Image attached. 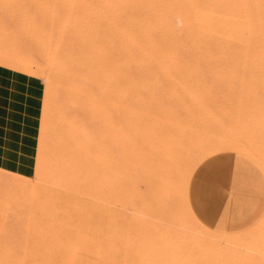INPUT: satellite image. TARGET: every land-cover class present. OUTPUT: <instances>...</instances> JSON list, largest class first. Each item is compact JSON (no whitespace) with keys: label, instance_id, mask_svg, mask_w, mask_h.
<instances>
[{"label":"rangeland","instance_id":"1","mask_svg":"<svg viewBox=\"0 0 264 264\" xmlns=\"http://www.w3.org/2000/svg\"><path fill=\"white\" fill-rule=\"evenodd\" d=\"M263 1L0 0V65L39 77L44 86L43 110L46 109L41 117L40 160L32 174L23 177L0 172V264H175L182 257L226 264L232 257L226 243L195 246L183 239L184 228L199 238L207 232L186 210L187 166L178 171L168 212H164L149 190L157 162L146 158L138 192L142 204L135 212L142 219L136 216L140 221L136 220V214L126 210L116 171L106 172L107 176L93 171L104 158L93 152L100 126L97 119L93 123L86 116L83 102L92 96L102 98V76L112 71L115 83L123 82L128 92V99L117 98V92L113 96L124 110L118 138L123 140L126 131H133L139 121L148 117L169 119L179 113L190 122L185 144L208 148L188 164L193 172L190 186L201 164L224 154L243 156L264 173L256 161L243 154L227 151L211 155L209 150L212 145L235 140L264 148V98H150L157 90V95L163 96L162 90L176 83L186 70L192 77L186 76L184 81L192 82L197 76L209 82L213 92H217L210 76L214 71L235 84L253 74L262 78L258 70L264 66ZM246 21L258 31V47L251 44L254 36L246 34ZM256 59L258 67L253 63ZM164 69L171 75L165 76ZM152 74L157 76L156 81L151 79ZM130 83L135 85L131 91L127 90ZM133 90L142 98H131ZM262 223L264 226V212L246 230L224 233L239 236L255 232L251 247L257 248L264 237Z\"/></svg>","mask_w":264,"mask_h":264},{"label":"bare ground","instance_id":"2","mask_svg":"<svg viewBox=\"0 0 264 264\" xmlns=\"http://www.w3.org/2000/svg\"><path fill=\"white\" fill-rule=\"evenodd\" d=\"M245 2H246V0H245ZM253 2H255V1H253ZM259 4H261V3H259ZM251 7H253V6H251ZM237 9H239V8H237ZM235 18H237V17H235ZM227 21L229 22V20H227ZM232 22H233V20H232ZM230 25L232 26L233 24H230ZM236 25H237V23H236ZM253 27L254 26H252V24L250 22H248V21L244 22V28H245L246 34H248L250 36H254V38L252 39V43L251 44L253 45V47H258L259 42H260L259 41V36H258V31H256L255 29H253ZM226 29H228V28H226ZM222 30H224V29H222ZM236 32H234V34ZM234 34H233V36H234ZM254 34H256V35H254ZM246 37H248V36L246 35ZM212 40H213V38H212ZM222 40L224 41V39H222ZM215 41H216V39H215ZM237 41H239V40H237ZM262 41H264V40H262ZM226 42H228V41H226ZM226 50H228V49H226ZM224 51H225V49H224ZM0 56H1V54H0ZM224 57H225V55H224ZM151 58H153V57H151ZM5 59H4V61H5ZM10 60H12V58ZM202 60H203V58H202ZM7 61H8V59H7ZM14 61H16V60H14ZM18 61L21 63L22 60H18ZM10 63H11V61H10ZM17 63L14 62L15 65ZM253 63L257 67H258V65H260V64L257 65V59ZM1 64H2V62H1ZM6 64H8V63H6ZM19 64L17 66H15V68L16 67H19ZM22 64H23V62H22ZM226 65H228V64H226ZM25 66H27V65L25 64ZM244 67L245 66L243 65V68ZM22 68L23 67H21V69ZM147 68H149V67H147ZM225 68H227V67H225ZM229 68H230V66H229ZM181 69L183 70V68H181ZM18 70H20V68ZM152 70L153 69H151L150 71H152ZM219 71H220V69H219ZM258 71L262 73V75H261L262 78L259 79L258 76H255L253 74V75H250L249 77H246V76L243 77L242 79L239 80V82H236V84L235 83H232L231 81H229L220 72L214 71L210 76H211V79L213 80V82H215V84H216L215 86H216L217 92H213L212 91V86L209 84V82H207L205 80L204 81L203 80H200V78L198 79L197 76H195L193 78V81L192 82L184 81V77H186V76L192 77V73L190 72V70H186V71H183V75L179 74L180 79H178V81H176V83H174L172 86L168 87V89H163L162 90L163 91V96H158L157 95L158 94V90H157V93H151L150 98H161V99L162 98H264V66L261 65ZM26 72H27V70H26ZM120 73L123 74L122 71ZM162 73L165 76H168L170 74V72L167 69H164L162 71ZM200 73H201V71H200ZM94 75H96V72L94 73ZM42 76H44V75H42ZM102 77L105 79V81H103V83L100 84V86H102V95H103L102 98L101 99H95L97 97H95V96H92L91 97L90 96L91 98H88V99H86L83 102V108L85 110L84 112H85L86 116L92 122L95 119H97L98 121H96V122L97 123L99 122V126H100V128L98 127L99 128V130H98V136H99V138H97V140L94 142L95 151H93V152H95V154H96L95 156H97V154H98V155H102L104 158L102 159L103 161L101 162V165L99 167H94L93 168V171L94 172H98V170H99V171L103 172L104 175H106V172H110L112 170L113 171L114 170L116 171V174H118L120 176V181H121L120 182V184H121L120 185V194H121V196L123 198L122 201H123V204H124L126 210H129V211L135 213V212L138 211V209L140 208V206L142 204L141 198H140V196H138V192L140 193V187H141L140 184L142 185V183H143L141 181V173H142V165H143L144 160L146 158H148V157L155 158V162H157V169H156V173H155L154 180L152 182V188L151 189L149 188V190H152V197L151 198H153V200H154L155 204L157 205V207L160 210L164 211V212H168V208L170 206V200H171V198L173 196V193H174V180H175V177H176L178 171L183 166H187L186 167L187 168V172H186V175H187V178H186L187 179V188H186V193H185V204H186L185 206H186V210L189 213V215L191 216V218H193L200 226H204L207 229V232H205L204 235H201L200 234L203 237L199 238V237H197L195 235L196 233L193 234L192 233L193 231L191 232L188 228H184V230L182 229L183 230L182 236H184L183 239L186 238L188 240V242H190L191 245H195V246H207V245L208 246H221V244L223 242L226 243V245L229 246V248H231L230 250H232V255H231L232 257H231L230 260H228V261L225 262L226 264H264V237H263V239L259 240L258 247L257 248L256 247L255 248H252L251 247V245H252L251 243L255 240L254 239V236H256V233L255 232H250L248 234L239 235V236H235L233 233H224V232L221 233V232H217V231H214V230L208 228L205 224H203L197 218V216L195 215V213L193 212V210L191 208V205H190V202H189V187H190V180H191V176H192V173L193 172L192 171L190 172V169L188 167V164L196 156H198L199 153L205 151L208 148L206 146H201V147L195 148V147H192V146H187L185 144V142H186L185 141V139H186L185 138V135L189 131V126H190L189 120L186 119V118H183L181 116V114H179V113L176 114L175 116H173L172 118H169V119H168V117L166 118V117H161V116L148 117L146 119L144 117L145 120L144 121L142 120L143 122L142 121H139V124L134 127L133 131H131V132L126 131L125 132L124 139L122 140V139L118 138V135H119V127H118V124H119L120 117H122V113L124 114V112H123L124 110L121 109V104H118V103L116 104L114 102L113 96L117 92V94H118L117 95V98H125V99L127 98L128 99V97L126 96V93H128V92L125 89L126 87L124 88L123 82L120 83V84H116L115 83V76L112 73V71H108V72L104 73V76H102ZM78 78L81 79V77H78ZM96 78H98V77H96ZM82 79H84V78L82 77ZM151 79L154 80V81H156L157 80V76L154 75V74H152L151 75ZM48 80H50V79H48ZM88 81H90V80H87V82ZM91 82H92V80H91ZM91 82H89V83L91 84ZM49 83H51V82H49ZM133 87H135L134 83H130L128 85V89L127 90H130L131 91ZM223 89H226V93H224V94L222 93V95H221V91ZM238 89H240L239 92H237ZM60 92H59V94H60ZM137 92H138L137 90L135 92L133 90V92H131L132 93V95H131L132 97L131 98H142V95H140V93H137ZM238 93L240 94L239 97H236L235 95H233V94H238ZM47 95H46V98H47ZM99 95H100V93H99ZM49 96H50V94H49ZM60 97H61V95H60ZM46 98H45V100H46ZM45 107H46V104H45ZM143 107H144V105H143ZM45 110H43V111H45ZM45 113H46V111H45ZM127 113H125L126 114L125 116H127ZM54 115L56 116V114H54ZM128 116H129V114H128ZM130 118H132V117H130ZM54 119H52V120L54 121ZM125 119H127V117ZM83 120H84V118H83ZM49 121H51V120L49 119ZM55 121H58V120H55ZM125 121L126 120H124V122ZM127 121H129V120L127 119ZM56 125H55V127H56ZM127 125H128V122H127ZM76 127H78V126H76ZM95 128H96V126H95ZM86 130H87V128H85L84 131H85L86 135H88L87 132H86ZM122 130L125 131V129H122ZM199 143H200V141H199ZM80 144H83V143L80 142ZM209 150H211L210 151L211 152V155H214V154H217V153H220V152L221 153L222 152H227V151H232V152H236V153H239V154H243L245 156H248V157L254 159L264 169V148H261L260 146H253V145H250L248 143L237 142L235 140V142L228 141V142H225V143H222V144L212 145L211 147H209ZM86 153H87V151H86ZM38 160H40V159H38ZM143 176L145 177V174ZM149 202L152 203V201H149ZM173 204H174V202H173ZM150 207H152V206H150ZM149 208H146V209L148 210ZM122 210H124V209L122 208ZM126 210H124V211H126ZM155 211H157V210L155 209ZM140 212H142V211L140 210ZM149 212H150V210H149ZM128 213H130V212H128ZM152 213H154V211ZM135 214H134L135 215L134 218H137L136 216H138V213H135ZM156 214H157V212H156ZM139 218H141V216ZM136 220H138V218ZM138 221H140V220H138ZM156 222H157V220H156ZM133 223L135 225V222H133ZM159 224L161 225L162 223H159ZM128 226H129V224H128ZM263 227L264 226H263V223H262L260 230L263 229ZM136 230H137V228H136ZM147 231H148V229H147ZM150 232H148V233H150ZM211 233H214V234H216V233L224 234V237H221V238H218L217 237L216 238V237H214L215 235L213 236ZM157 236H159V235H157ZM149 237H151V236H149ZM161 238H163V237H161ZM151 247H153V246H151ZM165 248H166V245H165ZM177 249H179V248H177ZM167 250L168 251L171 250V253H175V252H172V249H170L169 247H168ZM174 250H175V248H174ZM181 252H182V250H181ZM5 254L7 255V253H5ZM168 255H170V254H168ZM180 257H182V256H180ZM228 257L230 258V256H228ZM201 258H203V257H201ZM213 263H216L215 260H214ZM175 264H206V263L203 260H200V259H196V258L195 259L194 258L185 259V258L182 257V258H179V259L177 258V260L175 261Z\"/></svg>","mask_w":264,"mask_h":264},{"label":"crops","instance_id":"3","mask_svg":"<svg viewBox=\"0 0 264 264\" xmlns=\"http://www.w3.org/2000/svg\"><path fill=\"white\" fill-rule=\"evenodd\" d=\"M43 97L39 77L0 65V172L32 174L40 144ZM190 202L214 231L246 230L264 212V173L240 155L212 157L193 176Z\"/></svg>","mask_w":264,"mask_h":264}]
</instances>
